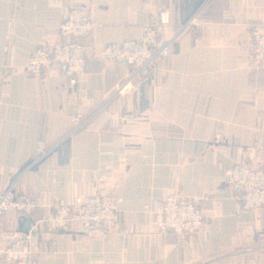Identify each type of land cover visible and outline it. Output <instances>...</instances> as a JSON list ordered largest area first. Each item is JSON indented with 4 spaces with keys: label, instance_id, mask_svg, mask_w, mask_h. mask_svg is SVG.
<instances>
[{
    "label": "crops",
    "instance_id": "crops-1",
    "mask_svg": "<svg viewBox=\"0 0 264 264\" xmlns=\"http://www.w3.org/2000/svg\"><path fill=\"white\" fill-rule=\"evenodd\" d=\"M73 6L96 24L81 38L89 57L139 38L158 9L177 28L198 10L206 23L186 27L169 57L120 95L122 62L75 86L59 65L39 77L25 70L35 49L60 41ZM259 20L264 0H0V193L11 187L37 203L28 216H0V264H14L3 253L23 233L32 264H264V206L236 214L240 188L227 173L239 161L264 167V67L250 58ZM87 191L119 199L115 232L83 235L75 200ZM171 194L201 208L196 232H150L144 206ZM57 201L69 224L49 229Z\"/></svg>",
    "mask_w": 264,
    "mask_h": 264
},
{
    "label": "built area",
    "instance_id": "built-area-1",
    "mask_svg": "<svg viewBox=\"0 0 264 264\" xmlns=\"http://www.w3.org/2000/svg\"><path fill=\"white\" fill-rule=\"evenodd\" d=\"M206 23L201 10L191 16L182 27H175L168 12L158 9L141 27L140 37L105 45L94 57H89L81 38L92 32L96 24L89 18L85 8L73 6L58 25L60 41L47 48H37L29 56L25 70L39 77L52 65H59L68 84L75 86L79 78L90 70L100 68L104 62H122L130 67L128 74L116 88L120 95H128L134 83L148 77L160 59H166L171 47L181 32L188 26L201 27ZM251 60L264 67V20L251 26ZM81 117L71 118L73 129L80 127ZM254 158L259 151L253 149ZM228 177L240 188L235 198V213L264 206V167H252L245 161L235 163L228 170ZM119 199L112 194L92 191L76 198V220L85 236H100L115 232L118 228L116 210ZM37 207L34 198L26 193H17L11 187L0 193V216L15 211L30 215ZM152 214V234L167 231L176 234L196 232L204 223L202 210L192 201H181L173 194L144 206ZM70 209L62 201L52 204L44 221L49 229H62L69 224ZM32 242L29 234H20L4 250V258L14 264H32Z\"/></svg>",
    "mask_w": 264,
    "mask_h": 264
},
{
    "label": "water",
    "instance_id": "water-1",
    "mask_svg": "<svg viewBox=\"0 0 264 264\" xmlns=\"http://www.w3.org/2000/svg\"><path fill=\"white\" fill-rule=\"evenodd\" d=\"M25 229H29V223H28V222H26V223L24 224V226H23V230H25Z\"/></svg>",
    "mask_w": 264,
    "mask_h": 264
}]
</instances>
